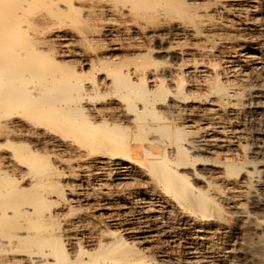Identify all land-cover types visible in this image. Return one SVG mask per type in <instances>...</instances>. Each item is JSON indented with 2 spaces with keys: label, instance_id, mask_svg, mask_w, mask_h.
Returning a JSON list of instances; mask_svg holds the SVG:
<instances>
[{
  "label": "bare ground",
  "instance_id": "1",
  "mask_svg": "<svg viewBox=\"0 0 264 264\" xmlns=\"http://www.w3.org/2000/svg\"><path fill=\"white\" fill-rule=\"evenodd\" d=\"M35 3L48 13L35 10ZM227 3L241 8V25L215 22L209 11H224ZM256 3L0 0V264H174L173 249L182 241L188 255L185 264H226L222 244L214 241L217 229L227 233L231 220L239 215L264 234V222L241 202L242 197L258 202L257 187L264 174V165L254 164L250 148L243 145L238 125L255 91L251 84L221 78L241 58L253 64L257 73H264V40H253L264 32L256 24ZM84 20L89 21L84 31L66 29L70 22ZM107 20L117 26L107 28L103 25ZM178 36L194 41H189L192 47L188 42L190 50L174 51L173 44H161ZM58 42L62 46L73 42L79 48L64 51ZM71 52L78 60L63 59ZM183 56L194 60L192 71L184 72L181 65L160 66L161 58L185 61ZM199 67L203 69L197 71ZM196 72L207 79L206 92L194 98L185 76ZM197 111L203 113L201 123L212 121L206 128L198 120L180 125L181 115L175 120L181 112ZM228 120L232 132L226 125L221 127ZM210 129L217 133L219 145L206 135ZM214 146L221 149L211 170L216 176L210 171L205 176L197 166L205 162L202 154H211ZM231 147L241 153V161L224 156ZM51 149L91 162L99 187L106 188L115 177V185L109 184L108 189H116L96 194L95 203L90 204L92 195L63 183L59 155ZM190 176L204 188L197 187ZM139 178L162 195V204L149 200L151 191ZM138 180L146 188L118 189L134 186ZM222 185L227 191L237 190L232 194L237 202L222 204L226 198ZM86 202L94 211L106 210V218L89 221L90 210L78 215ZM261 203L264 213V199ZM61 204L69 206L64 209L66 219L56 212ZM172 209L180 215L174 217ZM67 227L81 235L67 234ZM187 232L196 236L186 238Z\"/></svg>",
  "mask_w": 264,
  "mask_h": 264
},
{
  "label": "rangeland",
  "instance_id": "2",
  "mask_svg": "<svg viewBox=\"0 0 264 264\" xmlns=\"http://www.w3.org/2000/svg\"><path fill=\"white\" fill-rule=\"evenodd\" d=\"M256 2L258 3H256L255 4V6H258L259 8H258V10L259 11H257V12H255V14H257L255 17H256V21H257V19H258V22L256 23V24H258L257 26H258V28H260V26H261V31H263L264 29V0H256ZM36 5H33L34 6V9H35V7H37V9H35V10H37V11H40V12H42V13H44V14H47L48 12H47V8L45 9V7L43 8V5L42 4H40V3H38L39 4V8H38V4L37 3H35ZM233 4V3H232ZM231 3H227V9L225 10L224 9V11H223V9H221V8H212L209 12H212V15H214L213 17H214V19H215V22H217V24H222V25H229V26H239V25H241L242 24V22L241 21H243L242 20V17H240V16H242V15H239L238 13H240V11H239V9L241 10V8H239V6H231L232 5ZM41 5V6H40ZM229 5V6H228ZM263 5V6H262ZM235 7V8H234ZM238 7V8H237ZM237 8V9H236ZM220 9V10H219ZM46 10V11H45ZM202 10H204V9H202ZM216 10V11H215ZM227 10H229L228 12H227ZM238 10V11H237ZM216 12V13H214V12ZM219 14H218V13ZM223 12V13H222ZM214 13V14H213ZM252 13H254V12H252V10H251V13H249V14H251V15H253ZM259 13V14H258ZM218 16V17H217ZM109 18H111L110 16H108ZM224 19H223V18ZM240 17V18H239ZM218 20H217V19ZM219 19H220V21H219ZM240 19V20H239ZM217 20V21H216ZM112 21V20H111ZM240 21V22H239ZM261 21V22H260ZM115 21H112V22H110V20L108 21H106V22H103V25H105L107 28H111V27H115V26H117V23L115 22ZM70 23H73V24H71V25H74V26H72V28H70ZM68 25H69V27H68V25H67V28L66 29H70V30H73V31H76V33H79V31H80V29H82L83 28V31H84V28L86 27V23H89V21L88 20H84V21H80V22H70ZM238 23V24H237ZM82 26V27H81ZM66 27V26H65ZM65 27L63 28V29H65ZM75 27H77V28H75ZM81 27V28H80ZM87 27H88V24H87ZM78 30V31H77ZM82 31V30H81ZM80 31V32H81ZM264 33V32H263ZM263 33H261L260 35H258V36H253L254 38H253V40H254V42L255 41H262V40H264V34ZM263 34V35H262ZM259 37V38H258ZM261 37H263V38H261ZM180 38H182V39H180ZM255 38H257V39H255ZM176 39V41H174ZM175 39H173V41H172V39L171 40H166V41H163L161 44H163V45H166V43H167V45L168 44H173L172 46L174 47L173 48V50L174 51H178V50H181V48H182V50L183 51H188V49L190 50L191 48H190V45H191V47L193 46L192 45V42H194L193 40H191V39H189V38H186L185 39V37H176ZM181 41H179V40ZM259 39V40H258ZM177 40L179 41V42H177ZM171 41V42H170ZM183 41H185V43L183 42ZM189 41H192V42H189ZM188 42H189V44H188ZM73 45H72V44ZM70 44H67V46H62L59 42L57 43V45H60L61 47H62V50L64 49V51H66L67 49L69 50V51H73L72 49H77V48H79V46H78V44H75V43H73V42H71ZM177 43H181L180 44V46L178 45L177 46ZM189 45V48L188 47H186L185 45ZM75 45H77L76 47H75ZM154 45V44H153ZM181 45H183V46H181ZM68 47V48H67ZM72 47V48H71ZM70 48H71V50H70ZM186 48V49H185ZM70 53V52H69ZM73 53H75V52H71V55L70 54H68V53H66V54H68L69 56H63V59H66V60H71L73 57H75V59L73 58L71 61H74V60H78V56H75V54H73ZM77 55V54H76ZM72 57V58H71ZM183 57H186L185 58V61H183L184 60V58H183V60L181 61L180 59H173V58H170V57H166L167 59H163V58H161L160 59V62L161 61H164L163 62V64H162V62L160 63V66L161 67H163V68H168V67H170L171 69H175L176 67H178V65H181V69H183V71L185 72V71H187V70H190V71H192V64H193V58H192V60L193 61H191L190 59V56H188L189 57V59H187V56H183ZM169 58V59H168ZM213 59H214V57H213ZM216 59V58H215ZM243 59V60H242ZM165 61H166V63H165ZM178 63H176V62ZM189 61V62H188ZM190 61H191V63H190ZM240 61V62H239ZM181 62H182V64H181ZM188 62V63H187ZM245 62V63H244ZM169 63V64H168ZM173 63V64H172ZM248 65H247V64ZM175 64V65H174ZM221 64L223 65V63L221 62ZM177 65V66H176ZM236 65H237V67H239V68H235L236 67ZM251 65H252V67H251ZM175 66V67H174ZM223 67V66H222ZM224 67H226V65L224 66ZM234 68H235V73H234ZM199 70H197V71H200L201 69H203V68H201V67H199L198 68ZM227 70H225V73H226V77H225V75L223 76V77H221L222 79H223V81L225 80V81H231L232 79H233V81L232 82H234L235 83V80L234 79H236V84L238 83L239 85H240V83H241V85H242V83L244 84H246L247 86H249L250 84V87H252L253 89H254V91H255V93L254 94H252L251 96H250V98H249V101H248V105H247V112L246 113H244L242 116H240V120L238 121L239 123H238V125H239V128H241V130L243 131L242 132V134H243V136L241 137L242 139L241 140H243V142H244V144L243 145H245V146H247V148L249 149L250 148V151H251V155L254 157H252L251 155V157H252V160H253V163L254 164H258V165H264V121H262V119L264 120V106H263V100H264V73H261V72H258L257 73V71L255 70L254 71V67H253V64H249V62H247V61H244V58H241V59H239L238 60V62H236L235 63V65H234V67H233V69L230 71V69H228V68H226ZM238 69V70H237ZM254 71V73H253V71ZM230 71V72H229ZM250 71V72H249ZM173 72V71H172ZM227 72H229V73H227ZM233 74H232V73ZM194 74H195V77H194ZM229 74H231V76L229 75ZM244 74H246V75H244ZM258 74V75H257ZM262 74V75H261ZM168 75H170L169 73H167V75H166V77L168 76ZM187 75V74H186ZM189 75V74H188ZM200 76H205V74L204 73H199V72H196V73H193L192 74V76L191 75H189V76H185V79L187 80V82H186V84H187V86H189V87H187V89L189 90L188 91V93L192 96V97H198V95L199 96H201L202 94H204V91L206 90V88H205V85H206V81H205V79H207V78H201ZM245 76V77H244ZM235 77V78H234ZM247 77V78H246ZM168 78V79H167ZM166 78V83L167 82H169L170 83V78H169V76ZM228 78V79H227ZM239 78H240V80H239ZM243 78V79H242ZM197 79V80H196ZM204 79V80H203ZM230 79V80H229ZM261 79V80H260ZM199 80V81H198ZM238 80V81H237ZM197 83H196V82ZM201 81V82H200ZM202 81H203V83H205L204 85H202L203 83H202ZM205 81V82H204ZM232 82H230V83H232ZM261 82H262V84H261ZM169 83H167V84H169ZM254 83V84H253ZM243 85V86H246V85ZM197 85V86H196ZM260 85H262V88H261V86ZM205 88V89H204ZM201 89V90H200ZM204 89V90H203ZM260 89V90H259ZM199 91V92H198ZM203 93H202V92ZM206 92V91H205ZM256 94V95H255ZM255 97V98H254ZM253 100H252V99ZM194 101V102H197L198 101V99H191L190 101ZM253 101V102H252ZM259 102V103H257V102ZM255 103H257V104H255ZM259 104V105H258ZM102 105H106V103H104V104H102ZM252 105V106H251ZM258 105V106H257ZM262 107V108H261ZM252 108V109H251ZM260 111V112H259ZM262 112V113H261ZM186 113V114H185ZM188 113V114H187ZM195 113V114H194ZM194 113H191L190 114V112H181V114H179V115H176V121H177V119L178 118H180L181 116H182V118H180L179 120H178V123L181 125L182 123L183 124H185V123H187V124H192V123H190V122H192L193 120H198V122H200L201 120H200V117H202L203 115V113H201L200 111H197V112H194ZM254 113V114H253ZM183 114V115H182ZM198 114H201V116L200 115H198ZM181 115V116H180ZM192 115V116H191ZM175 116V115H174ZM180 116V117H179ZM198 116H199V118H198ZM261 116H263V117H261ZM186 117V118H185ZM242 117V118H241ZM245 117V118H244ZM186 120H185V119ZM196 118H198V119H196ZM190 119H191V121H190ZM200 120V121H199ZM258 120H260V121H258ZM185 121V122H184ZM195 121V122H196ZM206 121H208V122H206ZM202 122H205V123H198L201 127H204L205 126V128H206V126H207V124H209V122L210 123H212V121L211 120H204V121H202ZM225 122H227V123H225ZM207 123V124H206ZM213 123H214V121H213ZM224 123L225 124H222L223 126H221V125H216V126H218V127H226L227 126V131L228 132H232V130L230 129V122H229V120L228 121H224ZM198 124L197 125H195L196 127L198 126ZM204 124V125H203ZM206 124V125H205ZM226 125V126H225ZM229 125V126H228ZM213 127H215V124L213 125ZM243 127V128H242ZM251 127V128H250ZM212 128V127H211ZM230 129V130H229ZM212 130V131H211ZM203 131H205V130H203ZM215 132V131H214ZM213 132V129H210L209 131H207V133H206V135L207 136H212V138H213V141H214V139L216 140V141H214V143H217V145H219V140H217V137H218V135H217V133L215 132L214 133ZM210 133V134H209ZM214 136H213V135ZM246 134V135H245ZM263 135V136H262ZM217 136V137H216ZM243 137H244V139H243ZM247 137V138H246ZM159 138V137H158ZM209 139H211L212 140V138L211 137H208ZM263 138V139H262ZM246 139V140H245ZM257 139H259V140H257ZM232 141H234L233 142V144L234 143H236V139H233ZM259 141V142H258ZM255 142V143H254ZM257 142V143H256ZM213 143V145H215ZM221 145V144H220ZM251 146V147H250ZM218 147V146H217ZM216 146H214L213 147V149H212V152H211V154L209 153H204V154H202V157L203 158H205V156H206V158H205V162H202V164L201 165H198L197 166V168H199L198 170L199 171H201V173L203 174V175H205V176H210V174L211 173H213V176H216V174H215V172H213V171H211V170H213L212 168H213V166H214V162L215 161H217V152H221V149H219V148H217ZM234 147H231L230 148V151L231 152H229V151H224L223 153H225L224 154V156H226L227 155V157L229 156V158H231V157H233L235 160H237V161H241L242 159H243V156L241 155V153H239L240 155H238L237 154V150L234 148ZM253 148V149H252ZM255 148V149H254ZM233 149V150H232ZM56 149H51V151H53V152H55V153H57V155H59V157H58V163H57V166L60 168V170L62 171V173H65V175L62 177V181H63V183L64 184H67L68 183V186H69V188H75L76 186H78V187H80V188H77V189H81L82 188V190H83V192H86V194H88V195H92V197H90V199H91V201L89 202L90 204H94L95 203V201H94V199L97 197V195L96 194H98L99 193V195H100V193H110L112 190H114V189H116V188H114V187H117V186H111V187H109V189H108V186H110V185H115V177H112V179H110V180H108L107 182H109V184H107L106 183V185H107V187L105 188V186L102 188H100L99 187V181H98V179H97V177L94 175V173L96 172V171H94L95 170V167L93 166V164H90L91 162H89V161H84L83 159L82 160H80L79 159V157L77 158V160H75L76 159V154H74V153H71V154H68L67 152L65 153V152H63L64 154H61L60 155V153H62V152H59L58 150L57 151H55ZM235 150H236V152H235ZM258 150V151H257ZM261 152H260V151ZM214 151V152H213ZM256 151L257 152H259V153H256ZM226 152H228L227 154H226ZM263 152V153H262ZM255 153V154H254ZM262 153V154H261ZM215 154V155H214ZM220 154V153H219ZM218 154V155H219ZM258 154V156H256ZM69 155V156H68ZM236 155H238V156H236ZM62 156V157H61ZM65 156V157H64ZM67 156H68V158H67ZM221 156H223V155H221ZM256 156V157H255ZM63 157L65 158V161H64V159H63ZM213 157V158H212ZM232 158V159H233ZM242 158V159H241ZM256 158V159H255ZM260 158V159H259ZM262 158V159H261ZM73 159V160H72ZM79 159V160H78ZM259 160V161H258ZM83 161V162H82ZM67 164H66V163ZM87 164H86V163ZM87 166H89V167H87L86 168V165ZM68 165V166H67ZM85 167H84V166ZM82 166V167H81ZM92 166V167H91ZM202 166H204V167H202ZM67 167H73L72 169H75V170H73V171H75V173H73V174H69L70 172H73L72 171V169L70 170L69 168H67ZM81 167V168H80ZM202 167V168H201ZM206 167V168H205ZM90 168V169H89ZM94 168V169H93ZM207 169V170H206ZM92 170V171H91ZM68 171V172H67ZM84 171V172H83ZM211 173H210V172ZM78 172V173H77ZM90 174H89V173ZM263 176H262V178H261V183H260V185L257 187L258 188V193H257V199H256V201H260L259 203L258 202H254L253 200H251L250 198H248V197H242L243 198V200H241V202H242V204L243 205H245V207H246V209L253 215V216H255V217H258L259 218V220L261 221L262 220V222H264V213H263V207H262V199H264V174H262ZM93 176V177H92ZM191 177V179H192V182H194V184L197 186V187H200V188H204V184H202V182H199L200 180H198L197 181V179H195L194 177H192V176H190ZM86 178V179H85ZM77 179V180H76ZM90 179V180H89ZM87 180V181H86ZM139 180H140V182L142 181V183L143 182H145V183H143V184H147L146 183V181L145 180H143V179H140L139 178ZM139 180H138V182H134L135 184H134V186H132L133 184H130L129 185V187H128V185H125L124 187L123 186H121V188L119 187L118 189H122V191L123 190H125V192L127 191V192H130V190L131 191H133V190H136L138 187V189H140V188H146L147 187V189H148V191L150 192V194H149V200L151 201V202H153V201H155V202H153V203H156V204H159V203H161V201H162V199H161V197H162V195L160 194V193H157V192H155L156 190L155 189H153L152 188V186L151 185H146V187H145V185H143L142 183V185L144 186V187H141V184L139 183ZM98 181V182H97ZM114 181V182H113ZM67 182V183H66ZM95 183V184H94ZM199 183V184H198ZM78 184V185H77ZM82 184V185H81ZM140 184V185H139ZM73 185V186H72ZM202 185V186H201ZM136 186V187H135ZM138 186V187H137ZM226 185H222V187L224 188L223 190L225 191V202H222V204L224 203V205H226V204H230L231 202H233V201H238V200H236V199H233V195H235V193L234 192H236L237 190H235L234 189V191L232 190V191H227V190H230L229 188H227V187H225ZM97 187V188H96ZM227 188V189H226ZM89 189V190H88ZM91 189V190H90ZM92 189H93V191H92ZM101 189H104V190H106V192L103 190V191H101ZM87 190V191H86ZM96 190V191H95ZM98 190V191H97ZM109 190V191H108ZM89 191V192H88ZM154 191V192H153ZM95 192V193H94ZM97 192V193H96ZM156 193V194H155ZM231 194V195H230ZM233 194V195H232ZM94 195H95V197H94ZM98 195V196H99ZM152 195V196H151ZM161 195V196H160ZM229 195V196H228ZM159 196V197H158ZM230 197V198H229ZM93 198V199H92ZM152 198V199H151ZM241 198V199H242ZM245 198V199H244ZM113 199V198H112ZM116 199V198H115ZM233 199V200H232ZM148 200V199H147ZM247 200V201H246ZM113 201H115V203H116V200H113ZM112 201V202H113ZM164 201V200H163ZM244 202H245V204H244ZM249 202V203H248ZM88 202H86V203H84L85 205H86V207H85V205H83L84 206V208L82 207L81 209H80V207H79V209H80V212H78V215H80L81 213H87L89 210V212H88V214L87 215H89L90 214V218H91V220H90V218H89V221H93V219H94V221L95 222H97V221H99V219H100V217H104V218H106V215L108 214V212L106 211V210H99L98 208H96L95 209V211H94V208L91 206V205H87V204H89ZM162 204V203H161ZM250 204V205H249ZM255 204V205H254ZM62 206H64V207H62ZM89 206V207H88ZM90 206H91V208H90ZM57 208H56V212H61V214L63 215V217L61 216V214L59 215V217L61 216L62 218H64V219H66V215L67 214H65L64 215V209L65 210H67L66 208H68L69 206L67 205V206H65V205H60V207L59 206H56ZM88 207V208H87ZM61 210H60V209ZM254 208V209H253ZM55 209V208H54ZM76 209V212H77V210H79L78 209V207L77 208H75ZM88 209V210H87ZM92 209V210H91ZM98 209V210H97ZM57 210H60V211H57ZM62 210H63V212H62ZM87 212H86V211ZM175 210V209H174ZM173 209H172V211H174ZM83 211V212H82ZM76 212H74V216L75 215H77V213ZM254 212V213H253ZM258 212V213H257ZM260 212H262V213H260ZM58 213V214H59ZM66 213H67V211H66ZM174 213V212H173ZM178 213H179V210L178 209H176L175 210V213H174V217L175 216H177L178 215ZM94 214V215H93ZM176 214V215H175ZM179 215H180V213H179ZM178 215V216H179ZM262 215V216H261ZM93 216H95V217H99L98 219H96L95 217L93 218ZM60 217V218H61ZM61 218V219H62ZM262 218V219H261ZM63 220V219H62ZM245 220V221H244ZM93 221V222H94ZM246 219L245 218H241V216H239V215H235L234 216V219L233 220H231V226H230V230H227L228 232L226 233V230H223V229H217V237L216 236H214V241L215 242H217V243H220V244H222L221 246H222V250H224V251H222L224 254H225V256H226V264H264V250H263V248H264V237H263V233L261 232V230H259V229H257V227L255 226V225H251V224H249L248 225V221H247V223H246ZM67 225H70V222L69 223H67ZM240 225V226H239ZM254 226V227H253ZM67 228H70L71 229V231H70V229H68L67 230V234H69V235H73V234H79V235H81V233L80 232H78L77 231V229H75V230H72V228L71 227H67ZM241 228V229H240ZM74 229V228H73ZM216 230V229H215ZM73 231H76L75 233H73L72 234V232ZM255 231H257V232H255ZM191 233L192 232H187V234L185 233V235H184V237H186V238H193V237H195L196 235H191ZM253 233V234H252ZM221 235V236H220ZM256 235V236H255ZM188 236V237H187ZM192 236V237H191ZM257 238V239H256ZM71 239V238H70ZM263 240V241H262ZM185 242L184 241H182V243H180L179 242V244H177L176 245V247H174V251H173V261H174V259H175V261H174V264H185V258L188 256L186 253H185ZM204 245H206V242H204L203 243V246ZM262 245V246H261ZM171 245H169V247H170ZM225 246V247H224ZM164 247H168L167 245L166 246H164ZM230 248V249H229ZM235 248V249H234ZM240 250H239V249ZM228 251H227V250ZM259 249H261V250H259ZM177 253V254H176ZM262 255V256H261ZM252 258V259H251ZM233 260V261H232ZM255 260V261H254ZM228 261V262H227ZM230 262V263H229Z\"/></svg>",
  "mask_w": 264,
  "mask_h": 264
}]
</instances>
